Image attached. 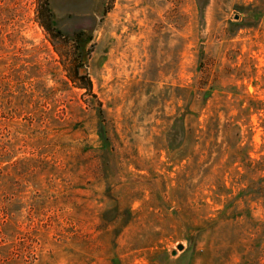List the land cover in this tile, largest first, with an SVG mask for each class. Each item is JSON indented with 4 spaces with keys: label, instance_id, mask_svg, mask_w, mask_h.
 <instances>
[{
    "label": "rangeland",
    "instance_id": "obj_1",
    "mask_svg": "<svg viewBox=\"0 0 264 264\" xmlns=\"http://www.w3.org/2000/svg\"><path fill=\"white\" fill-rule=\"evenodd\" d=\"M38 9L0 0V264H264V0Z\"/></svg>",
    "mask_w": 264,
    "mask_h": 264
},
{
    "label": "trees",
    "instance_id": "obj_2",
    "mask_svg": "<svg viewBox=\"0 0 264 264\" xmlns=\"http://www.w3.org/2000/svg\"><path fill=\"white\" fill-rule=\"evenodd\" d=\"M39 2V9H38V16L43 24L42 26L46 29V31L50 34L55 33L62 35L60 31H56L54 29L53 23V14L50 9V0H38ZM84 33L80 32L76 35L77 42L83 37ZM84 68L83 65L78 67L75 72V77L73 78L74 82L80 83V89H83L89 93L92 92V83L89 80L87 75H82V69Z\"/></svg>",
    "mask_w": 264,
    "mask_h": 264
},
{
    "label": "water",
    "instance_id": "obj_3",
    "mask_svg": "<svg viewBox=\"0 0 264 264\" xmlns=\"http://www.w3.org/2000/svg\"><path fill=\"white\" fill-rule=\"evenodd\" d=\"M235 19L238 20V19H239V16H236ZM184 250H185V248H184L183 245H180V246L178 247V251H179V252H184ZM178 251H174V252L172 253V255H173V256H176V255L178 254Z\"/></svg>",
    "mask_w": 264,
    "mask_h": 264
}]
</instances>
